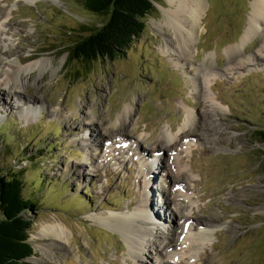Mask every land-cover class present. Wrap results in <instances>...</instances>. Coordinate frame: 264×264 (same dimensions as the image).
Here are the masks:
<instances>
[{"label": "rangeland", "instance_id": "374dc122", "mask_svg": "<svg viewBox=\"0 0 264 264\" xmlns=\"http://www.w3.org/2000/svg\"><path fill=\"white\" fill-rule=\"evenodd\" d=\"M252 1L202 0L196 37L180 56L173 51L178 38L164 22L162 8L169 5L153 2L142 33L124 53L86 70L68 48L100 27L105 16L87 10L83 0H0V175L20 176L22 195L35 202L24 213L33 220L28 264H132L134 253L123 236L94 217L149 208L150 185L167 188L171 201L164 207L168 221L150 224L154 244L143 251L146 264H159L155 251L171 230L181 243L209 218L215 230L197 249L211 254L202 264H264L261 24L235 47ZM41 58L49 59L45 68L20 71L19 87L10 82L25 101L13 105L12 88L1 84L6 65ZM125 110L130 113L123 126ZM188 112L194 120L186 123ZM182 131L188 140H177L161 156L152 151L156 141H166L164 132ZM174 157L184 167L180 178L173 172ZM175 183L189 195V213L175 206L183 200L174 196ZM239 191L242 197L228 198ZM204 206L212 210L202 212ZM186 217L193 222L190 230ZM53 222L65 227V254L36 237L42 225ZM181 260L177 264H186Z\"/></svg>", "mask_w": 264, "mask_h": 264}, {"label": "bare ground", "instance_id": "6f19581e", "mask_svg": "<svg viewBox=\"0 0 264 264\" xmlns=\"http://www.w3.org/2000/svg\"><path fill=\"white\" fill-rule=\"evenodd\" d=\"M166 2L168 3L169 7L162 8V12L165 16L164 22L171 26L176 38H178L179 41L178 42L179 44L177 46L178 49H174L173 51L177 52L179 56L182 53L186 55L188 54L187 47L190 46V43L196 37L197 29L199 26L198 24L200 23V19L204 14V7L202 6V0H166ZM260 10L264 11V0H253L252 2H250L248 23L242 36L240 37V44L236 45L235 47L244 44L246 39L255 33V29L258 26V24H261L260 28L264 29V22H263L264 15L260 13ZM262 35H264V32H262ZM229 51L231 53V50ZM47 62H49L48 58L37 59L25 65L20 64V59L9 61V63L6 65L5 70L3 71L1 84H3L5 87L12 88L13 96L15 99V101L12 102L13 105L19 106L21 105V103L23 104L25 103L24 99L18 96V90L14 88L15 86L18 85L17 83H19L20 80L18 77L19 72L20 71L27 72L35 67L43 69L45 68V64ZM10 82L16 83V85L13 87L11 86ZM1 98L2 97H0V101ZM33 101L34 99L29 100L30 103H33ZM37 110L39 111L40 108L36 107L35 105L33 111H37ZM129 113L130 112L128 110H125L121 115L123 126L126 125V119L128 118ZM190 120H194V116L192 112L187 113L185 122L189 123ZM89 121L91 122V120ZM187 133L188 132L186 131H182L178 135L174 136L171 134V132H164L163 136L166 138V141L162 144L159 143V141H156L157 144L155 143L156 145L152 151L158 152L160 156L164 150L171 151V149L174 148L176 144L179 143L181 140H188L186 139L187 135H184ZM88 135L90 136V133ZM202 135L204 136V133ZM120 136L123 137L124 134H121ZM159 145L161 147H159ZM135 149H138V147H135ZM160 156H159L161 161L160 164H163L161 159L162 157ZM172 167L174 169L173 172H175V174L178 175V177L180 178L181 177L180 175H183L184 173L183 171L184 167L181 165V162L178 161L177 157H174L172 159ZM145 173L147 174V178L145 180L146 182L145 186H146V184L149 185L151 183L150 180L152 179L151 176L153 174V168L151 167L149 171H145ZM179 178L178 179L176 178L175 181H179ZM174 186L176 191V194H174V196L183 198L181 203L175 202V206L179 205L180 210L185 209L187 210V213H189L190 203L189 204L187 203L189 201V199H187L189 195L182 189L179 183L178 184L175 183ZM148 190L151 194V201H150V195L147 194L146 196L148 197L147 200H148L149 208L147 207L144 208V206H140L138 208L136 207L130 215L124 213H118V214H110V215H95V217L93 216L94 218L100 220L102 222V225L108 226L113 230H117L123 236L126 246L129 249H131L134 253L135 261H133L132 264H146L144 262V254H145L144 250L149 251L153 249L154 243L150 239V236L153 235L152 232L154 228H151L150 224L152 225L154 220L161 221L165 219V221H168L166 220V213L164 210V207L166 206L165 204L171 201L169 197L168 189L163 187L161 192L156 190V188H153V186L150 185ZM157 196L162 197L161 199L162 201L160 203H158V200L155 199ZM242 196L243 193L239 191V192L231 193L230 195H228V198L233 199L234 201ZM211 210L212 208H210V206L208 207L204 206L202 212L207 213ZM175 212L176 209H174V211L171 210L173 217L175 216ZM221 217L222 216L220 215L216 216V218H221ZM171 221L172 218L171 220H169V222ZM183 223L186 225V228L190 230V226L192 225L193 222L191 218L186 217ZM200 227L201 230L195 232L192 237H189L187 236V234L186 235L184 234L181 243H176L174 241L173 233L175 230L174 229L171 230L167 234L168 235L167 239L165 241H162L161 249L159 251H155V253H157V262L159 264H177L180 261V258H182L186 264H202L204 260L208 259L211 256V254L208 251H203L201 253H198L197 249L200 248V246L205 242L208 235L210 234L209 231L213 232L215 228H213L214 225L212 223L211 218L203 221ZM36 237L47 238L49 241L48 249H50V247L54 245H58L59 250L65 254L66 252L65 242L67 241V236H66L65 227L63 225L54 222L50 224L42 225V228L40 232L37 233ZM36 247H38V249L42 248L38 244H36ZM196 252L198 254H196ZM45 255H46L45 256L46 259L49 261L48 263H51V258H53L51 255V251H47ZM162 255L166 258L165 260L163 259Z\"/></svg>", "mask_w": 264, "mask_h": 264}, {"label": "trees", "instance_id": "16d2710c", "mask_svg": "<svg viewBox=\"0 0 264 264\" xmlns=\"http://www.w3.org/2000/svg\"><path fill=\"white\" fill-rule=\"evenodd\" d=\"M157 1L83 0L87 10L105 16V20L100 27L74 41L68 48L70 58L79 60L86 70L92 62L117 59L140 36L144 17ZM22 184L15 173L0 175V264H28L33 255L28 239L33 220L24 213L35 202L22 195Z\"/></svg>", "mask_w": 264, "mask_h": 264}]
</instances>
